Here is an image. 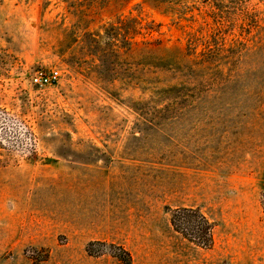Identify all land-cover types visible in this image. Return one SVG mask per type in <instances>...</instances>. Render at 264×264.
Returning <instances> with one entry per match:
<instances>
[{
    "label": "rangeland",
    "instance_id": "1",
    "mask_svg": "<svg viewBox=\"0 0 264 264\" xmlns=\"http://www.w3.org/2000/svg\"><path fill=\"white\" fill-rule=\"evenodd\" d=\"M161 1L0 0V264H264V0Z\"/></svg>",
    "mask_w": 264,
    "mask_h": 264
},
{
    "label": "trees",
    "instance_id": "2",
    "mask_svg": "<svg viewBox=\"0 0 264 264\" xmlns=\"http://www.w3.org/2000/svg\"><path fill=\"white\" fill-rule=\"evenodd\" d=\"M151 2L154 7H159L163 1L151 0ZM262 207L264 214V195L262 196ZM170 224L176 233L182 235L190 243L204 249H208L211 246V224L198 209L179 208L171 210ZM123 253L125 254V251Z\"/></svg>",
    "mask_w": 264,
    "mask_h": 264
},
{
    "label": "built area",
    "instance_id": "3",
    "mask_svg": "<svg viewBox=\"0 0 264 264\" xmlns=\"http://www.w3.org/2000/svg\"><path fill=\"white\" fill-rule=\"evenodd\" d=\"M59 73L56 70H51L48 74L39 73L37 76L40 85H51L58 80Z\"/></svg>",
    "mask_w": 264,
    "mask_h": 264
}]
</instances>
